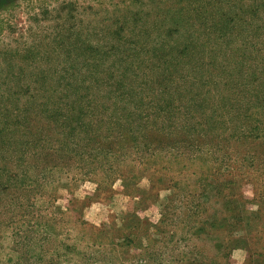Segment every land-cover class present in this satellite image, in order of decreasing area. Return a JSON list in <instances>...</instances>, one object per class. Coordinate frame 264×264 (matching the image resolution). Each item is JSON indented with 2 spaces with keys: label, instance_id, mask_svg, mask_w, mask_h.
Instances as JSON below:
<instances>
[{
  "label": "rangeland",
  "instance_id": "1",
  "mask_svg": "<svg viewBox=\"0 0 264 264\" xmlns=\"http://www.w3.org/2000/svg\"><path fill=\"white\" fill-rule=\"evenodd\" d=\"M210 64L212 87L183 80ZM109 69L171 74L102 135L89 114L50 119L87 72L103 75L90 106L113 102ZM263 70L264 0H0V264H264ZM198 86L233 87L222 125L198 105L195 129L139 114L184 112Z\"/></svg>",
  "mask_w": 264,
  "mask_h": 264
},
{
  "label": "trees",
  "instance_id": "2",
  "mask_svg": "<svg viewBox=\"0 0 264 264\" xmlns=\"http://www.w3.org/2000/svg\"><path fill=\"white\" fill-rule=\"evenodd\" d=\"M230 23L233 22L232 19L229 20ZM227 25H231L228 23L227 21ZM230 30H234L236 33L235 36L239 35L238 32V28H231L229 27ZM220 40L222 41V43H226L228 42V44H231L232 42L237 43V39L233 38L231 40H227V37L225 36L224 38H220ZM220 42V41H218ZM221 43V42H220ZM253 43L250 44V46H252ZM245 47L248 48L249 46L247 45V43L245 44ZM230 48V47H229ZM193 49V48H192ZM195 50V49H193ZM231 51V50H230ZM188 52V51H186ZM183 52V53H186ZM190 52V51H189ZM183 53H181L180 56H183ZM125 58V57H124ZM123 58V59H124ZM164 62H167V60H165ZM170 62V61H168ZM241 62V66L243 65V58H241L240 60ZM247 62L249 63L250 61L247 59ZM206 70V71H205ZM202 69L200 68V71L202 72V76L203 74L205 75L206 79H202L201 78V83L197 82L196 80H193L190 77H187L186 74L183 77V80L185 79L186 81H191L192 83H190V85H192V87H196V85H201V86H205L206 83H209V86H211L212 82H211V77L214 75L213 71H217V67L215 65H208V68L206 69ZM264 71V70H263ZM244 75H247L245 78L247 80V82H250L253 79H260L259 75L257 73V71L253 68L252 65H248V67L243 70ZM103 74H106L107 79L109 80V83L105 84L106 86H108L109 88V95L112 93V98L113 96L115 97V100L113 102H109L107 104V106H105L104 108L101 109V111H96L95 108L93 106H90L91 98L93 95H95V91H93L94 88H98L99 86L102 85L103 83H99V82H87L86 79H95V80H99L103 77V75H99L101 74L100 72H87L86 76H85V80L82 81V79L78 82H76L74 85H65L63 86V90L60 89V94L62 95L59 99V102H55V103H51L50 101H48V103L50 104L49 107H47L48 109V113H49V117L50 119H53L54 116H63V118H73L74 116L80 115L81 118L83 116L86 115H90V120L86 121L85 124H87V130H92V136H99L102 135L103 130L101 131V133H93L94 130H101L102 126H105L106 123H102L103 120L107 121V118L109 119L113 113H115L116 110L122 109L121 104L126 102V106L127 107H132L133 109H137L134 107L135 103H141V101L143 100V98L145 97L144 95H140L138 93V91L140 90L142 84H144L145 89L147 87H149L148 83L150 81H156L158 83H160L162 85V83H165V80L167 79V77H169V75L171 74V70L169 71L168 69L165 70V73H162L161 75H155V73L148 71L147 73H145V71L142 72H138V71H132V70H122L121 72H117L115 69H109L105 72H102ZM261 73V72H260ZM262 74V73H261ZM243 75V76H244ZM141 78L143 79V81L141 82ZM114 80L112 83L110 82V80ZM118 79V80H117ZM225 77L222 78V80L220 82H223L224 84L226 82H230V77L227 75ZM119 81V82H118ZM216 82H218L217 80H215ZM262 83H260V85H262L263 87L261 88V92L264 93V80L262 79ZM247 82H244L247 83ZM221 84V83H220ZM137 87V88H136ZM136 88V89H135ZM163 88V86H162ZM232 86L228 88V90H226L225 94L222 95V98L220 99L221 96V90L220 89H215L213 87L212 89H207V90H201L200 87L198 86V89H196L197 92H195L192 96V98H189L188 104L185 106V108H188V110L185 109V111L183 112L182 109H177L178 104L177 103H172L173 108L175 110H172L171 108L166 109V111H164V107L160 106L158 107L155 104H152V108H151V112L150 113H146V115H143V112L140 111L141 113H139L141 116L143 117H148V118H152V116L154 115V118L151 119V123L153 124V126L155 127L156 130H171L173 127L172 126H166V127H158L157 125V120L160 119L161 117L163 118H177V119H183L184 123L181 125V130H184V128H186L190 123L192 124V117H191V113L190 110L198 105L200 107H206L208 109H211L212 112H214L215 116L214 119H216V122L219 125L221 124V119L220 117L225 114L226 111H231L230 105L232 103H234V100L236 98L234 91H232ZM80 90H83V93L80 92ZM255 90V87L249 91V94H252ZM138 94V95H137ZM215 95H219V100H215L214 96ZM255 95L259 96V93H256ZM264 96V94H263ZM234 98V99H232ZM197 99V100H196ZM240 100V99H237ZM52 104V105H51ZM59 105V106H54V105ZM247 104L249 106H252V104H250V102H247ZM82 107L81 110L79 111V107ZM52 107V109L50 108ZM162 109V111H161ZM167 115H163V113H165ZM65 113V115H64ZM155 113V114H154ZM67 115V117H66ZM98 115V121L96 124H92V118L97 117ZM247 116V115H245ZM133 118V116H132ZM132 118L130 119L129 124L131 125V121ZM105 121V122H106ZM147 123L150 122V119L146 121ZM187 122H189L187 124ZM65 124V123H64ZM111 125V123L107 126V129H109V126ZM193 125V124H192ZM61 125H56L55 128L57 129L58 127H60ZM204 126H206V123L204 124ZM115 128V126H113ZM201 126H199L200 129ZM211 125H209L205 131H209L211 129ZM113 128V129H114ZM193 128L195 129L194 125ZM197 130V129H196ZM79 132H86V128L82 127L80 129H78ZM114 131V130H113ZM113 131L110 132L107 135L104 136H112ZM173 131V130H171ZM198 131V130H197ZM71 132L73 133L74 131L71 130ZM166 132V131H165ZM199 133H204V132H200ZM72 136H75L74 133ZM69 136V137H72ZM109 138V137H108ZM164 142H167L164 141ZM109 148V147H108ZM50 153V152H49ZM50 156V155H48Z\"/></svg>",
  "mask_w": 264,
  "mask_h": 264
}]
</instances>
